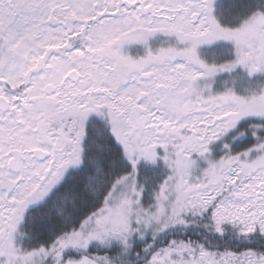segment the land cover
<instances>
[{
	"label": "snow or ice",
	"instance_id": "6c2138e0",
	"mask_svg": "<svg viewBox=\"0 0 264 264\" xmlns=\"http://www.w3.org/2000/svg\"><path fill=\"white\" fill-rule=\"evenodd\" d=\"M0 264H264V0H0Z\"/></svg>",
	"mask_w": 264,
	"mask_h": 264
}]
</instances>
